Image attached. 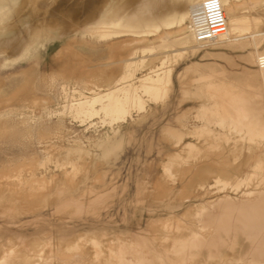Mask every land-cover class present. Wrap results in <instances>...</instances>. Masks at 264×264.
<instances>
[{"label":"rangeland","instance_id":"rangeland-1","mask_svg":"<svg viewBox=\"0 0 264 264\" xmlns=\"http://www.w3.org/2000/svg\"><path fill=\"white\" fill-rule=\"evenodd\" d=\"M73 1L0 0V264H264L237 210L264 191V0H226L249 27L205 42L196 7L107 36ZM109 1L87 0L106 22Z\"/></svg>","mask_w":264,"mask_h":264},{"label":"bare ground","instance_id":"bare-ground-1","mask_svg":"<svg viewBox=\"0 0 264 264\" xmlns=\"http://www.w3.org/2000/svg\"><path fill=\"white\" fill-rule=\"evenodd\" d=\"M168 1L169 2L165 3L164 5H161L158 0H138L136 4L134 3L133 9L131 11H127L125 9V7L128 5L129 1H127V0H111L107 4L108 6H107L106 15L108 16V15H114L115 14L116 17L114 18V20H112L110 22H106L101 15L95 16V12H97L96 11L97 7L95 5L101 6L102 4L101 5H98V4L90 5V2L88 3L87 0H85V1L84 0L73 1V4L70 7L67 5L68 7L67 8L64 7L65 9H62V10H65L64 14H65V16H68V19L69 18H74V19H76V22L78 24L86 23L87 26L85 28L87 30H94L96 32L103 33V34H105L107 36H116V35H121V34H125V33L144 34V33H147L149 31H151V28L139 27V24H141L143 21L155 20V21H157V22H159L161 24L170 26V24H172L174 22V18H173L174 9H181V10H178L179 21H181L183 19V16L185 14H187L188 9L197 7L198 6V2H199V0H187V2L184 5L181 6V4H180V6H178V4L176 3V0H168ZM220 1H221L222 4H224L226 0H220ZM60 10L61 9H59V11ZM62 10H61V13L63 12ZM98 11H99V9H98ZM191 12H193V11H191ZM64 14H63V16H64ZM190 15H191V13H190ZM64 18H66V17H64ZM52 21H55V20H52ZM59 25H60V23H59ZM247 25L248 24L246 22L245 23L237 22L233 26L232 25H227L226 29L223 32H229V31H232V30H234L236 28L245 29V28L249 27ZM38 28H40V27L33 28V31H32L33 34L30 32L32 34V36L27 42H25V44H27L37 34L38 31H36V30H38ZM0 48H1V46H0ZM19 50H20V48H19ZM17 51H18V46L16 47V52L15 53H17ZM168 72H170V71H168ZM159 74H161V73H159ZM147 80H149V79H147ZM115 93H116V90H111L108 93V100H109L110 103L112 102V104L114 103L115 98H116L115 97ZM230 118H231L232 124L235 127H239L240 129L242 127H244V126L248 128V127H251V126L256 125V124L262 126V121H261V119L259 117L250 118L249 116H247L244 113L237 112L235 114H231ZM243 195H244V197H246L245 200L243 201V203L240 206H237V210L239 211V213L242 214V215L241 214L240 215L243 216L246 219L264 217V207H263L264 191L263 190H261V191L245 190L243 192ZM226 200H228V199H226ZM206 215H208V214H206ZM251 223H253V222H251ZM212 225H214V223H212ZM215 227H216L217 231H223L224 233L226 232V234H227V232H229L231 230L232 231L239 230L240 227L245 228V229L248 228L247 225H244V224H241V223L239 225L238 224L236 225V224H234V223H232L230 221H226L225 222V221H223L221 219H218L216 221ZM191 234H192V237L194 238L192 240V242L195 243L198 247H201L202 243H203L202 242L203 239L200 240L202 235L200 236V233L196 232V231H192ZM263 234H264V227H255L253 232H251V235L249 234L250 238H253L254 242H256L255 247H254V250H255L256 254H263L264 253ZM250 238L248 237V239H250ZM249 241H251V240H249ZM185 243H186L185 241H182L181 242V246L184 247ZM166 256H169V254L166 255ZM182 256L184 257V255H182ZM140 259L144 260L143 256H140ZM181 259H182V257H181ZM181 259H179V260H181ZM242 259L243 258H240L238 260H242ZM176 260H177V258H176ZM169 261H170V259H169ZM259 261H260V259H259ZM168 262H167V264H168ZM171 262L174 263V261H171ZM120 263L121 264H125V261L123 259H121ZM180 263L182 264V263H184V261H182V262L180 261ZM248 263L251 264L250 261Z\"/></svg>","mask_w":264,"mask_h":264},{"label":"built area","instance_id":"built-area-1","mask_svg":"<svg viewBox=\"0 0 264 264\" xmlns=\"http://www.w3.org/2000/svg\"><path fill=\"white\" fill-rule=\"evenodd\" d=\"M196 10L197 25L193 30L196 42L219 37L227 26V15L220 0H199Z\"/></svg>","mask_w":264,"mask_h":264}]
</instances>
